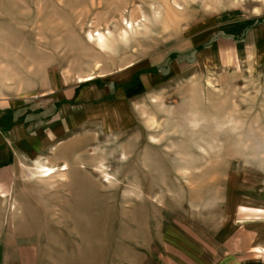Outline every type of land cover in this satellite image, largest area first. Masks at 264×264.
Instances as JSON below:
<instances>
[{
  "label": "rangeland",
  "instance_id": "374dc122",
  "mask_svg": "<svg viewBox=\"0 0 264 264\" xmlns=\"http://www.w3.org/2000/svg\"><path fill=\"white\" fill-rule=\"evenodd\" d=\"M262 38L264 0H0V60L11 66L0 80L67 93L38 110L46 130L66 110L64 140L29 163L43 180L29 189L38 264H149L163 240L234 224L228 241L255 237L252 225H264ZM78 110L86 119L73 126ZM39 164L57 174L37 177Z\"/></svg>",
  "mask_w": 264,
  "mask_h": 264
},
{
  "label": "crops",
  "instance_id": "0c3cea01",
  "mask_svg": "<svg viewBox=\"0 0 264 264\" xmlns=\"http://www.w3.org/2000/svg\"><path fill=\"white\" fill-rule=\"evenodd\" d=\"M218 46L220 48L222 43ZM235 46V52L241 58L248 54L247 46ZM257 51L252 52L255 53L254 56ZM13 53L16 55V49ZM5 67L11 66L0 60V69ZM6 85V82L0 80V264H38L44 247L36 242L39 239L29 236L27 231L29 196L34 195L29 189L31 183L37 179L32 176L33 172H29V163L34 161L36 165L38 161L43 162L41 157H36L45 154L47 146L53 141L64 140L68 124L65 122L66 110L60 111L56 121L58 123L47 130L51 121L38 110L48 109L50 99L47 104H44V99L49 95L58 93V98H51L54 102L55 99H65L67 93L54 84L44 86L36 93L33 89L28 90L21 85ZM81 112L82 110H78L69 116V122L73 126H79L83 119H86L82 118ZM116 112L110 109L106 115ZM88 117L95 119L93 115ZM64 147L60 143L56 150ZM234 225L214 236L202 233L200 238L183 237L177 243L163 240L164 251L160 252L159 256L150 255L149 264H261L255 249L264 252V225H252L255 237H251L245 244L239 236H234L237 238H233L232 242L228 241V234L234 233Z\"/></svg>",
  "mask_w": 264,
  "mask_h": 264
},
{
  "label": "bare ground",
  "instance_id": "6f19581e",
  "mask_svg": "<svg viewBox=\"0 0 264 264\" xmlns=\"http://www.w3.org/2000/svg\"><path fill=\"white\" fill-rule=\"evenodd\" d=\"M123 33V32H122ZM124 36L125 35H127L126 33H124L123 34ZM123 36V37H124ZM90 37V40H92L93 39V36L92 35H90L89 36ZM96 37H97V45L99 46V48L103 51V50H105V49H107L108 48V44H107V39H106V37H105V35H103V34H101V33H98L97 35H96ZM123 39V38H122ZM121 40V39H120ZM109 49V48H108ZM102 53V52H101ZM93 80H95V76H93V75H90V76H88V77H85V78H80L79 79V82L80 83H88V82H91V81H93ZM69 165H65L63 168H59V169H62L61 171H65V172H67V171H69L68 170V167ZM56 167L55 166H48V165H46V164H39L36 168H34V170L36 171V176L37 175H39L40 177H42V178H51L53 175H56L57 174V171H56ZM35 173V172H34ZM33 176V175H32ZM38 177V176H37ZM41 178V179H42ZM38 179H39V177H38Z\"/></svg>",
  "mask_w": 264,
  "mask_h": 264
}]
</instances>
